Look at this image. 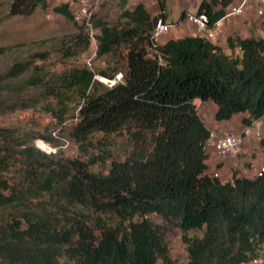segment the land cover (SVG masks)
Returning <instances> with one entry per match:
<instances>
[{"label": "trees", "instance_id": "obj_1", "mask_svg": "<svg viewBox=\"0 0 264 264\" xmlns=\"http://www.w3.org/2000/svg\"><path fill=\"white\" fill-rule=\"evenodd\" d=\"M233 1L201 0L196 12L213 28ZM126 2H118L114 22L94 15L96 55L105 66L74 65L48 80L36 70L18 86H42L56 99L49 111L59 119L78 100L69 135L81 150L93 147L95 134H120L125 153L63 158L0 126V264H173L166 227L154 214L180 230L186 264H244L264 246V172L229 181L210 173L204 146L211 130L196 104L212 101L217 122L242 115L248 126L264 118V34L233 30L226 48L202 34L158 44L153 32L158 19L167 21L166 0H157L158 14ZM38 6L47 8V0H14L10 14ZM53 11L74 22L69 2ZM76 23L66 58L91 44ZM30 69L14 63L0 87L13 90L11 80ZM116 72L121 81L101 80ZM259 145L264 153V137Z\"/></svg>", "mask_w": 264, "mask_h": 264}, {"label": "rangeland", "instance_id": "obj_2", "mask_svg": "<svg viewBox=\"0 0 264 264\" xmlns=\"http://www.w3.org/2000/svg\"><path fill=\"white\" fill-rule=\"evenodd\" d=\"M14 0H0V47L4 52L0 54V76L14 63L27 61L31 64V69L23 75L11 80V89L0 87V126L17 130L20 133L29 134L32 139L28 144H33L45 153H57L63 158H85L89 155L97 156L105 154V150L112 151L115 158H122L125 153L126 138L120 134L106 135L98 133L92 136V146L81 150L79 144L69 135V129L77 122L79 112L78 100H69L70 112L64 119H59L52 112L50 107L57 104L53 96L44 95L42 86H25L22 90L18 86L26 79L30 78L36 70L39 75L47 74V80L52 74L58 73L70 66H105L102 59L97 58V39H91L90 47L87 51L79 53L75 57L66 58L64 56V44L70 41L71 35L76 32L73 21L57 14L53 11V6L64 0H47L48 7L38 6L31 14L22 15L10 14V5ZM68 2V1H67ZM73 10L79 5L80 0H69ZM188 3L189 8L182 12L181 16L194 13V5L197 0H167L168 7L174 17H178L181 12L180 5ZM69 3V4H70ZM103 4V5H102ZM106 2L99 0L95 15L98 18L115 21L117 12L113 8H108ZM72 10V11H73ZM77 24V23H76ZM260 26L264 28V20L260 19ZM192 27L194 24L191 23ZM77 26H79L77 24ZM172 27L167 33L175 32ZM85 32L87 30L84 29ZM192 33V30L187 31ZM88 33V32H87ZM45 53L46 56L39 57L38 54ZM114 64L111 63V67ZM39 68V69H38ZM246 126L241 122L236 131L230 129L216 130L221 135L226 132L237 134ZM260 128L264 129V121L260 123ZM49 137L53 139L48 140ZM258 144L260 140L253 138ZM242 150V149H241ZM86 154V155H85ZM220 155V154H218ZM222 156V155H220ZM241 156L237 154L222 156L224 158ZM245 157V154H243ZM94 168L99 169V166ZM217 171V170H214ZM257 171L255 172L256 175ZM154 221L166 227V238L170 246L173 264H186L187 249L182 240L180 230L161 219L157 214L150 216ZM198 234L199 231H191L190 235Z\"/></svg>", "mask_w": 264, "mask_h": 264}, {"label": "crops", "instance_id": "obj_3", "mask_svg": "<svg viewBox=\"0 0 264 264\" xmlns=\"http://www.w3.org/2000/svg\"><path fill=\"white\" fill-rule=\"evenodd\" d=\"M69 2V0H64L60 2ZM104 2V0H101ZM120 0H105L106 5L108 8H114L118 15V2ZM127 7H133L137 3H144L147 6V9L151 14H158L160 9L157 3V0H126ZM201 0H197L196 4L194 5V13H197V7ZM241 0H234L232 5L239 3ZM59 2V3H60ZM70 3V2H69ZM167 3V0H166ZM103 5V4H102ZM231 5V6H232ZM71 9H73L72 4L70 3ZM181 12L178 17H174L170 12V8L168 7L167 3V13L168 18L167 22L173 23L176 28L175 32L172 31L171 33H163L157 39L158 44H164L170 38H176L181 36H186L189 34H199L195 24L192 27L191 23L187 17L181 16L182 12L185 10L190 9L188 3H182L180 5ZM259 9L258 4L251 0L249 4L245 7L244 11L240 14H237L232 17H224L221 18L219 24H217L216 31L217 34L213 38L215 42L220 44L223 48L227 47V37L233 31L236 30L239 32L240 35L246 37L252 34L254 30L255 33L264 34V28L260 26V19L264 20V15H259L257 10ZM188 14V12H187ZM116 15V16H117ZM116 18V17H115ZM192 30V33H188L187 31ZM197 108L200 117L206 123V125L210 128L211 132L216 133L219 135L216 130H223V129H230L231 131H236L242 115H237L233 117L229 121L224 122H217L215 120V110L216 106L212 101L207 102H200L197 101ZM242 131L237 132L240 133ZM255 137H248L244 140L240 154L241 156L236 157H228L224 158L218 155L214 150H210V158L208 160L209 164V172L213 173L214 170H217L219 173V178L222 181H229L233 179L234 174L236 173L238 176H248L252 177L255 175V172L260 168L264 167V153L260 147V145L254 141ZM245 154V157L243 156Z\"/></svg>", "mask_w": 264, "mask_h": 264}, {"label": "built area", "instance_id": "obj_4", "mask_svg": "<svg viewBox=\"0 0 264 264\" xmlns=\"http://www.w3.org/2000/svg\"><path fill=\"white\" fill-rule=\"evenodd\" d=\"M251 0H241L239 3L230 6L225 15L222 17H232L237 14H240L244 11L245 7L249 4ZM259 9L257 10L259 15H264V0H254ZM99 0H80L79 5L72 11L73 19L75 22L79 23L84 27L85 30L90 34L92 39L95 38L94 34L96 30L94 29L93 20L96 9L98 8ZM187 17L190 22L195 24L199 34H202L210 39H213L216 34V26L219 24V21L215 24L213 28L207 27V16L205 14H197V13H188ZM175 25L171 22L164 21L162 19H158L155 29L153 32V37L157 42L159 36L163 33H167L170 31L172 27ZM123 79L122 72H116L112 78H101L108 85H113ZM264 121V118L256 119L252 122L251 125L246 126L242 132L238 134H233L226 132L221 135H217L214 132H211L210 138L205 143V150L209 152L210 150H214L217 154L222 156H227L231 154H237L244 140L248 137H255L261 140L264 137V129L260 128V123ZM264 172V167L257 170L256 175H262ZM213 175L219 177V173L217 171L213 172ZM244 264H264V246L259 247L258 252L251 259H249Z\"/></svg>", "mask_w": 264, "mask_h": 264}]
</instances>
